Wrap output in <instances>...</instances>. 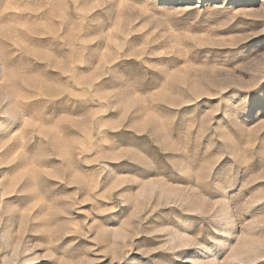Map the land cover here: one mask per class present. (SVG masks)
Wrapping results in <instances>:
<instances>
[{
	"label": "rangeland",
	"instance_id": "374dc122",
	"mask_svg": "<svg viewBox=\"0 0 264 264\" xmlns=\"http://www.w3.org/2000/svg\"><path fill=\"white\" fill-rule=\"evenodd\" d=\"M0 173V264H264V0H0Z\"/></svg>",
	"mask_w": 264,
	"mask_h": 264
},
{
	"label": "bare ground",
	"instance_id": "6f19581e",
	"mask_svg": "<svg viewBox=\"0 0 264 264\" xmlns=\"http://www.w3.org/2000/svg\"><path fill=\"white\" fill-rule=\"evenodd\" d=\"M21 77V76H20ZM31 82V81H30ZM35 83V82H34ZM1 174V173H0Z\"/></svg>",
	"mask_w": 264,
	"mask_h": 264
}]
</instances>
